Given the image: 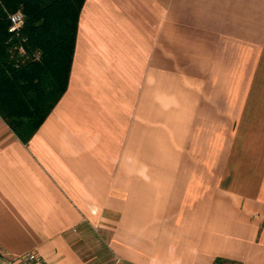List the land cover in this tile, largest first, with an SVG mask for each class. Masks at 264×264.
<instances>
[{"label":"crops","instance_id":"crops-1","mask_svg":"<svg viewBox=\"0 0 264 264\" xmlns=\"http://www.w3.org/2000/svg\"><path fill=\"white\" fill-rule=\"evenodd\" d=\"M86 230L121 264H264V0H85L51 113L28 142L0 115V264H97Z\"/></svg>","mask_w":264,"mask_h":264},{"label":"trees","instance_id":"trees-1","mask_svg":"<svg viewBox=\"0 0 264 264\" xmlns=\"http://www.w3.org/2000/svg\"><path fill=\"white\" fill-rule=\"evenodd\" d=\"M84 2L0 0V115L24 142L68 87ZM18 11L25 19L10 31Z\"/></svg>","mask_w":264,"mask_h":264},{"label":"rangeland","instance_id":"rangeland-1","mask_svg":"<svg viewBox=\"0 0 264 264\" xmlns=\"http://www.w3.org/2000/svg\"><path fill=\"white\" fill-rule=\"evenodd\" d=\"M86 234L83 236V239L86 243L91 244L89 249V244L85 247L84 253L91 254L97 259V264H121L117 263L111 254L109 248L106 246L103 239H99V236L93 230H86Z\"/></svg>","mask_w":264,"mask_h":264},{"label":"built area","instance_id":"built-area-1","mask_svg":"<svg viewBox=\"0 0 264 264\" xmlns=\"http://www.w3.org/2000/svg\"><path fill=\"white\" fill-rule=\"evenodd\" d=\"M19 12H21V11H19ZM16 13L17 12H15L11 15H14ZM24 19H25V15L23 14L22 23H23ZM17 23H20V21H17ZM11 28H13V21L12 20H11ZM17 29L18 28H16L15 30H17ZM14 264H51V263L41 253L36 252V251H31V252H27V253L21 255Z\"/></svg>","mask_w":264,"mask_h":264},{"label":"clouds","instance_id":"clouds-1","mask_svg":"<svg viewBox=\"0 0 264 264\" xmlns=\"http://www.w3.org/2000/svg\"><path fill=\"white\" fill-rule=\"evenodd\" d=\"M22 17L23 14L19 11L14 15H10L9 18L13 21V28H11L10 31H14L16 28H19L21 26ZM17 21H20V23H17ZM21 52H23V49H21Z\"/></svg>","mask_w":264,"mask_h":264}]
</instances>
